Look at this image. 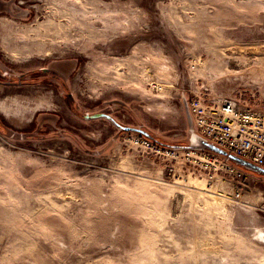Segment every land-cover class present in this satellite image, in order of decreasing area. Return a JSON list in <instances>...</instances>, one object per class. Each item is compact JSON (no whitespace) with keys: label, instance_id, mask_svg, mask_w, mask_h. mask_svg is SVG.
Listing matches in <instances>:
<instances>
[{"label":"rangeland","instance_id":"obj_1","mask_svg":"<svg viewBox=\"0 0 264 264\" xmlns=\"http://www.w3.org/2000/svg\"><path fill=\"white\" fill-rule=\"evenodd\" d=\"M195 97L264 108V0H0V264H264Z\"/></svg>","mask_w":264,"mask_h":264},{"label":"built area","instance_id":"obj_2","mask_svg":"<svg viewBox=\"0 0 264 264\" xmlns=\"http://www.w3.org/2000/svg\"><path fill=\"white\" fill-rule=\"evenodd\" d=\"M187 103L195 132L227 152L264 168V108L233 98L208 103L202 97H195ZM226 162L236 176L244 175L240 167L227 159Z\"/></svg>","mask_w":264,"mask_h":264},{"label":"water","instance_id":"obj_3","mask_svg":"<svg viewBox=\"0 0 264 264\" xmlns=\"http://www.w3.org/2000/svg\"><path fill=\"white\" fill-rule=\"evenodd\" d=\"M186 106H187V110H188V114L193 122L192 116L189 112V108H188V103L187 100L185 101ZM87 118H101V117H106L110 120H112L116 125H118L122 130L124 131H137L141 134H143L145 137L147 138H152L153 135L147 131L144 130L142 128H138V127H132V126H123L120 125L118 122H116V120L109 114L106 113H95L92 115H86ZM194 124V123H193ZM190 145L188 146H182L183 148H189V149H195V150H204V151H208V152H212L215 153L219 156H223L225 157L227 160H229L230 162H232L233 164H235L238 167H243L247 170L253 171L255 173H258L260 175H264V168L238 156L235 155L233 153H229L226 150L222 149L221 147L215 145L214 143L208 141L207 139L203 138L202 136H200L197 132H195L194 130V126L191 127V137H190ZM169 147L172 148H178L175 145H169V144H165ZM180 147V146H179Z\"/></svg>","mask_w":264,"mask_h":264}]
</instances>
